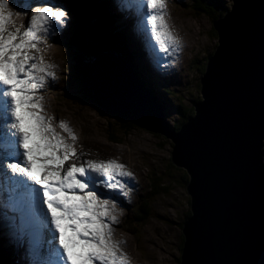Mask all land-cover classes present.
<instances>
[{
    "label": "water",
    "instance_id": "95a60500",
    "mask_svg": "<svg viewBox=\"0 0 264 264\" xmlns=\"http://www.w3.org/2000/svg\"><path fill=\"white\" fill-rule=\"evenodd\" d=\"M17 4L10 1L5 13L14 34L29 18L16 15L23 10ZM213 25L218 44L201 78V99L178 131L166 126L156 98L112 51L86 59L79 81L67 50L66 82L82 105L172 140V162L189 176L192 212L183 223L180 264H264V0H233ZM51 35L37 45L41 56Z\"/></svg>",
    "mask_w": 264,
    "mask_h": 264
},
{
    "label": "snow or ice",
    "instance_id": "6c2138e0",
    "mask_svg": "<svg viewBox=\"0 0 264 264\" xmlns=\"http://www.w3.org/2000/svg\"><path fill=\"white\" fill-rule=\"evenodd\" d=\"M9 3L0 0V88L6 98L5 116L12 118L5 126L14 130L16 139L5 138L0 143V179L6 186L4 200L26 214L27 226L16 234L17 239L26 242V255L43 258L29 259L28 264H57V257L58 264H127L123 254H117L106 218L110 216L109 205L115 206L107 198L109 192L122 187L115 178L130 177L131 173L112 160L88 159L77 164L80 154L74 144L59 137L44 117L27 110L40 108L34 93L46 78L55 79L50 70L55 65L46 64L43 56L29 55L28 50L39 52L38 43L66 24L68 12L62 4H26L16 12L17 16L29 17L25 30L20 33L17 29L16 34L5 37L6 22L11 19V13L5 14ZM123 3L139 13L137 0ZM12 6L16 7L14 3ZM163 6V0H143L147 15L137 25L143 32L147 22L152 39L162 51L178 45L159 11ZM59 126L69 131L65 122ZM70 137L75 141L71 133ZM17 147L21 152H16ZM49 227L55 236L49 234Z\"/></svg>",
    "mask_w": 264,
    "mask_h": 264
},
{
    "label": "rangeland",
    "instance_id": "374dc122",
    "mask_svg": "<svg viewBox=\"0 0 264 264\" xmlns=\"http://www.w3.org/2000/svg\"><path fill=\"white\" fill-rule=\"evenodd\" d=\"M15 1L18 3L17 7L24 8L31 0ZM56 1L43 0L42 3L62 4L59 0ZM110 1L112 4L122 3L120 0ZM212 1L214 0H164L163 19L166 20L167 27H173L179 39L183 41L180 44L181 49L162 64V67L152 62L155 64L153 73L159 83L171 86L179 95L168 97L173 104L166 115L168 126L183 120L178 109L180 105L191 107L194 106V99L198 97L201 99L200 81L203 76L201 67L218 44V36H214L213 19L208 13L210 11L214 14L218 13V10L208 9ZM220 2L225 10L231 9L233 5V0ZM203 8H207L204 13ZM72 28L76 29L77 25L74 24V17L68 14L66 24L55 35L50 36L51 47L45 45L48 42L41 44L47 64L55 65L50 69L55 73V79L47 81L46 78L39 92L44 112L52 123L51 126L54 125L59 130L56 134L61 132L74 143L80 150L79 154L85 159L116 160L115 162L118 161L124 166L123 170L126 167L133 172L129 190L124 192L125 196L118 199L119 193L116 189L113 199L110 198L116 206H119L116 219L111 220L109 224L111 240L116 245L117 254L122 253L127 264H155L156 262H158L156 264H179L182 229L185 215L190 210V196L187 192V184L185 185L180 178L185 170L172 162L173 142L162 134L153 133L133 123L129 124L130 130L127 134L123 135L120 133L121 125L118 118L104 116L93 106L82 105L75 99V95L69 90L66 82L70 72V64L67 62V44L71 40V33L74 30ZM131 44L134 49L132 41ZM31 52L35 56L38 54L35 50ZM137 63L146 64L147 62L142 60ZM76 70L82 72V68ZM78 90L79 88L75 92ZM151 90L163 100L160 90L154 88ZM165 109L167 110L166 106ZM60 122H65L69 131L62 129L59 126ZM109 124L118 139L114 140L115 138L109 136ZM70 133L75 136V141L71 139ZM262 164L264 165V154ZM162 183L164 187L167 188L169 185L170 188L150 195L153 184H157L156 187H158ZM147 200L149 203L148 207H145L147 219L144 222H134L132 233L126 231L127 220L130 215L133 216L132 209H138L143 203L145 206ZM3 211L7 210L4 208ZM9 211L10 209L7 213ZM141 214L143 212H140ZM0 224L3 231L6 228L12 230L9 222L3 217ZM22 245L23 242H19L20 253L16 256L15 247H12L6 239H1V264H16L17 258L21 264H27L28 261L24 259L26 248L23 249ZM26 257L34 258L29 255Z\"/></svg>",
    "mask_w": 264,
    "mask_h": 264
},
{
    "label": "trees",
    "instance_id": "16d2710c",
    "mask_svg": "<svg viewBox=\"0 0 264 264\" xmlns=\"http://www.w3.org/2000/svg\"><path fill=\"white\" fill-rule=\"evenodd\" d=\"M63 1V0H62ZM67 5L69 6V9L73 12L74 15V24L77 25L76 29H72L71 33V40L70 43L67 44V50L70 52L69 60L72 59L73 63H71V69L73 71V76H75L79 81H82V72L81 66L83 65V62L91 57H95L102 53L103 51H114L117 54H120L130 65L135 68L138 76L140 75L139 70L137 69L135 65V61L132 60V53L129 51L124 37L121 32H118L117 29V23L115 21L113 13L109 10L108 6L102 2V0H64ZM221 0H214L211 2L210 8L218 10L217 14H214L213 12H208L211 14L212 19H216L219 16H222L225 11V7L221 6ZM203 13L207 11V8L202 9ZM212 13L216 16H213ZM215 35L217 37V33L215 32ZM71 51L73 53H71ZM72 54V55H71ZM206 63V62H205ZM203 64L201 67V71H205L206 65ZM70 78L73 80V78L70 76ZM139 78L142 80L141 75ZM143 83V82H142ZM164 90V93L166 94L165 97L177 95V92L173 91L171 88L168 87H162ZM166 89V90H165ZM168 100V99H167ZM200 100V97L194 99V103L198 102ZM181 115L184 117L183 120H179V122L174 123V129L180 130L182 125L195 114L194 106L191 107H185L183 105H180L178 107ZM119 121V120H118ZM119 124L121 125L120 133L123 135H126L127 132L130 130L129 124H131L130 121H124L120 120ZM109 130L110 133L109 136L112 138H115L114 140L118 139L114 135V131L111 130V124H109ZM111 130V131H110ZM119 133V134H120ZM185 185L188 183L189 176L186 171H183V175L180 177ZM157 184H153L152 186V193L151 194H157V191L159 190H166L169 189L170 186L168 185L167 188L164 187L163 183L156 187ZM190 204V210L185 215V220L189 216H191V198L189 201ZM149 203L147 200V204L144 206L143 204H140V207L136 210L132 209L133 216L130 215L129 220H127V226L126 231L133 232L132 227L134 226V222H144L147 217L145 215L146 209L145 207H148ZM143 212V214L140 215V212ZM135 232V231H134ZM183 243H184V237L182 236V243L180 246V251L182 253L183 249ZM178 262L180 264V257L178 258ZM1 264V260H0Z\"/></svg>",
    "mask_w": 264,
    "mask_h": 264
},
{
    "label": "bare ground",
    "instance_id": "6f19581e",
    "mask_svg": "<svg viewBox=\"0 0 264 264\" xmlns=\"http://www.w3.org/2000/svg\"><path fill=\"white\" fill-rule=\"evenodd\" d=\"M42 1L43 0H37L36 2H34V1H30L28 4H31V5H37V4H41L42 3ZM49 1V0H48ZM57 2V1H56ZM160 11V10H159ZM161 12V11H160ZM164 21H166V20H164ZM198 33V32H197ZM182 43H183V41H182ZM181 44V43H180ZM195 46V45H194ZM193 48V47H192ZM181 49V48H180ZM181 53V52H180ZM140 64V63H139ZM140 76V75H139ZM166 90V89H165ZM61 119V118H60ZM59 120V119H58ZM130 121V120H129ZM134 120L132 119V121H130L131 123H133L134 124V122H133ZM71 125V124H70ZM89 135V134H88ZM88 140V139H87ZM93 140V139H92ZM97 140V139H96ZM88 142V141H87ZM97 149V148H96ZM106 149V148H105ZM100 151V150H99ZM125 156V155H124ZM262 157H263V155L261 154V163H262ZM126 160V159H125ZM132 169V168H131ZM133 171H134V169H132ZM125 171H128L129 173H131V176L130 177H116L115 179L117 180V181H119V184L120 185H122V187L121 188H117V192L119 193V195H118V199H122V197L123 196H125L124 195V192H125V190H129V183H130V181H131V179H132V171L130 170V168H126L125 167ZM130 192V191H129ZM112 196H114V194L112 193ZM113 199V198H112ZM3 206H4V203H3ZM111 206V207H110ZM109 207L111 208H109V211L112 213L110 216H109V218H106V222H108L109 224L111 223L110 221L111 220H115L116 219V214H117V210L119 209V206L117 205H115L114 207L112 206V205H109ZM7 211L9 210V208H8V206L5 204V207H4ZM7 211L5 212V216L3 217L6 221H8L9 222V224L11 225V228H12V225L13 224H15V221L13 220V219H9V214L7 213ZM3 209H0V213H1V215H0V221L2 220V214H3ZM114 218V219H113ZM16 225V224H15ZM8 230V231H7ZM5 235H7V236H9V238H8V240L10 241L11 239H14V238H16L14 235H13V231L10 229V228H6V230H5ZM48 232H49V234L51 235L52 234V230H51V227H49V229H48ZM122 239V238H121ZM117 240V239H116ZM121 241V240H120ZM119 241V242H120ZM23 242V245H22V248L23 249H25V248H27V245H26V242L23 240L22 241ZM116 242V241H115ZM117 244V243H116ZM19 245V244H18ZM118 245V244H117ZM126 248V247H125ZM159 252V251H158ZM19 253H20V251L19 252H17V254L19 255ZM127 255V254H126ZM129 256V255H128ZM131 256H133L132 255V253H131ZM24 259L25 260H29V259H27V257H26V254H24ZM31 260H33V261H36L35 260V258H30ZM43 259V258H42ZM134 263V262H133ZM156 263H158V262H156ZM155 263V264H156ZM154 264V263H153Z\"/></svg>",
    "mask_w": 264,
    "mask_h": 264
},
{
    "label": "clouds",
    "instance_id": "9594fccd",
    "mask_svg": "<svg viewBox=\"0 0 264 264\" xmlns=\"http://www.w3.org/2000/svg\"><path fill=\"white\" fill-rule=\"evenodd\" d=\"M203 98V97H202ZM204 99V98H203ZM154 133V132H153ZM157 134V133H156ZM172 141V140H171ZM263 154H264V151H263Z\"/></svg>",
    "mask_w": 264,
    "mask_h": 264
},
{
    "label": "flooded vegetation",
    "instance_id": "af4514ba",
    "mask_svg": "<svg viewBox=\"0 0 264 264\" xmlns=\"http://www.w3.org/2000/svg\"><path fill=\"white\" fill-rule=\"evenodd\" d=\"M214 36H215V33H214ZM206 61H207V59H206ZM206 61H205V62H206ZM205 64H206V63H205Z\"/></svg>",
    "mask_w": 264,
    "mask_h": 264
}]
</instances>
